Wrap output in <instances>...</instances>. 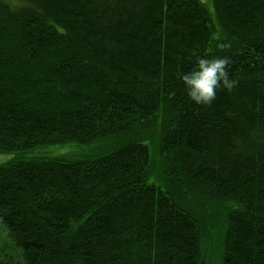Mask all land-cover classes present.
I'll list each match as a JSON object with an SVG mask.
<instances>
[{
  "label": "trees",
  "instance_id": "16d2710c",
  "mask_svg": "<svg viewBox=\"0 0 264 264\" xmlns=\"http://www.w3.org/2000/svg\"><path fill=\"white\" fill-rule=\"evenodd\" d=\"M200 56L237 81L207 106ZM94 143L0 165V264H204L217 230L264 264V0H0V154Z\"/></svg>",
  "mask_w": 264,
  "mask_h": 264
},
{
  "label": "clouds",
  "instance_id": "9594fccd",
  "mask_svg": "<svg viewBox=\"0 0 264 264\" xmlns=\"http://www.w3.org/2000/svg\"><path fill=\"white\" fill-rule=\"evenodd\" d=\"M217 47L225 49L230 44L218 43ZM194 65L193 70L183 72L180 78L188 98L196 105H211L217 98L218 89L231 91L237 83L230 78V60L226 56H200L196 58Z\"/></svg>",
  "mask_w": 264,
  "mask_h": 264
},
{
  "label": "rangeland",
  "instance_id": "374dc122",
  "mask_svg": "<svg viewBox=\"0 0 264 264\" xmlns=\"http://www.w3.org/2000/svg\"><path fill=\"white\" fill-rule=\"evenodd\" d=\"M207 7H210V0H201ZM102 143H94L91 145H66L54 147H39L25 152H14L0 154V165L8 163L17 158H96L104 151L102 150ZM4 241V237L0 232V244ZM209 250L206 252L204 264H224L221 257V240L219 230L212 238L209 244ZM202 258V259H203ZM201 259V260H202Z\"/></svg>",
  "mask_w": 264,
  "mask_h": 264
}]
</instances>
